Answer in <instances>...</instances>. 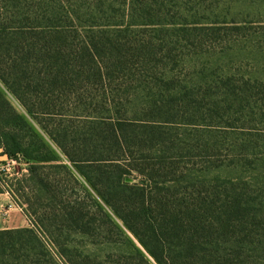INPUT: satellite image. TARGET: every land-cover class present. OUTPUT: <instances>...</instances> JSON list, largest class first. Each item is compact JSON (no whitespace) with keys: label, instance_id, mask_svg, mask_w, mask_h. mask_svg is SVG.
Segmentation results:
<instances>
[{"label":"rangeland","instance_id":"obj_1","mask_svg":"<svg viewBox=\"0 0 264 264\" xmlns=\"http://www.w3.org/2000/svg\"><path fill=\"white\" fill-rule=\"evenodd\" d=\"M0 74L59 158L31 173L0 155V264H157L56 145L116 153L99 118L132 137L144 175L121 180L148 186L150 219L113 194L116 168L90 174L149 247L150 225L181 234L162 237L172 264H264V0H0Z\"/></svg>","mask_w":264,"mask_h":264},{"label":"trees","instance_id":"obj_2","mask_svg":"<svg viewBox=\"0 0 264 264\" xmlns=\"http://www.w3.org/2000/svg\"><path fill=\"white\" fill-rule=\"evenodd\" d=\"M91 45V44H89ZM88 44L84 48L90 52V61L96 63V55L91 51ZM92 46V45H91ZM93 47V46H92ZM94 48V47H93ZM0 80L3 81L6 85L4 76L0 74ZM9 89L14 94L17 99L21 98L16 94L14 88L9 86ZM27 112H33L32 108L25 106ZM124 122L115 121L111 122L106 118H99L98 120H92L93 132L91 134V139L93 141L102 139L103 142L100 143L101 146H105L106 141H109L111 146H114L117 150L116 153H111L110 150H101V149H91L89 152H79V148L68 150L64 145L56 142V145L59 147L63 155L69 161L72 169L77 175L81 176L91 191L95 196L111 211V213L121 221L123 227L131 232L139 243L145 248L147 253L153 257L157 264H167L168 261H171L169 258L170 253H173V260L178 256L179 251L169 248L162 240V237L165 234H173L174 237H181V234L178 233V230H154L150 225V238L156 240L160 243V249H152L148 246L146 240L142 237L139 231L135 226L130 222V213L124 212V209L120 204L114 202L110 197V192L108 188L99 186V181L95 176L90 174L91 169H99L101 164H108L116 168V190L119 192L113 194H120L123 197V202L125 204H130V196L134 195L139 199L140 205L136 208V215L144 220H149L152 215V209L149 207L142 206L144 198L148 195L145 188L148 186L133 184L127 185L121 179L124 175H129L132 171L144 175L138 169V166L134 164V161L130 154L132 151L130 148H133L134 142H130L132 139L129 135H124L122 133V128L125 126ZM44 129V128H43ZM46 134V130H44ZM104 134V135H103ZM91 143H89L90 145ZM99 143L93 144V146L100 147ZM0 155H4L7 159H19L21 158L24 162L29 164L30 172L35 169L48 164L55 163L59 161L58 156L53 152V150L45 143L41 135L35 131L28 122L16 112L4 99L2 93L0 92ZM118 170V171H117ZM93 172V171H92ZM97 172V171H96ZM122 182V183H121ZM114 189V188H113ZM129 191L130 194L126 195L125 192ZM2 192L0 188V193ZM91 198V197H90ZM93 200V199H92ZM96 203V206L102 212L106 219L109 220V217L102 210V208ZM110 221V220H109ZM15 233H28L33 235L29 229H17L13 230ZM170 263V262H169ZM172 264V261H171Z\"/></svg>","mask_w":264,"mask_h":264},{"label":"crops","instance_id":"obj_3","mask_svg":"<svg viewBox=\"0 0 264 264\" xmlns=\"http://www.w3.org/2000/svg\"><path fill=\"white\" fill-rule=\"evenodd\" d=\"M1 195V194H0ZM12 209V208H11ZM14 216V215H13ZM14 225H19V227H23L24 226V224L26 223V221L23 219V218H21L20 216H16L15 217V220H14Z\"/></svg>","mask_w":264,"mask_h":264}]
</instances>
